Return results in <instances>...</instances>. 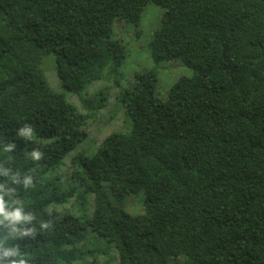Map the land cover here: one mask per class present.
<instances>
[{"label": "trees", "instance_id": "obj_1", "mask_svg": "<svg viewBox=\"0 0 264 264\" xmlns=\"http://www.w3.org/2000/svg\"><path fill=\"white\" fill-rule=\"evenodd\" d=\"M149 2L164 11L153 64L124 91L132 126L72 158L63 174L82 178L78 191L55 172L92 115L42 64L53 55L66 90L81 91L122 63L115 23L140 21ZM172 59L193 73L162 95ZM104 181L117 196L143 190V212L114 204ZM0 195L25 217L0 215V264H264V0H0Z\"/></svg>", "mask_w": 264, "mask_h": 264}, {"label": "rangeland", "instance_id": "obj_2", "mask_svg": "<svg viewBox=\"0 0 264 264\" xmlns=\"http://www.w3.org/2000/svg\"><path fill=\"white\" fill-rule=\"evenodd\" d=\"M163 8L149 2L142 14L140 21L132 22L118 19L114 26V38L120 39L125 44V57L119 66H107L98 70L97 78L87 84L81 91L66 90L57 74L53 55L48 56L43 64L42 71L50 88L64 96L79 110L89 112L92 115L88 127L87 136L79 141L64 157L56 172L64 181H69L77 187L78 191L85 190L81 177L77 181L68 179L63 172L68 170L69 162L77 155H92L97 150L101 140L110 132H126L132 126V117L127 112L124 102L125 88L135 84L136 74L153 64L151 57V40L155 31L159 28ZM193 70L181 59L167 60L161 63L157 92L164 95L171 85L183 75H191ZM57 181H60L59 179ZM102 189L107 197L116 205L121 206L130 214L143 212L145 193L140 190L124 196L113 193L108 181L102 183ZM93 193L85 191V210L83 214L91 215L94 209ZM116 250L109 243L105 244L104 258L113 262L111 257ZM186 256L172 257L171 264H181ZM80 264V263H78ZM90 264V262L86 263Z\"/></svg>", "mask_w": 264, "mask_h": 264}, {"label": "clouds", "instance_id": "obj_3", "mask_svg": "<svg viewBox=\"0 0 264 264\" xmlns=\"http://www.w3.org/2000/svg\"><path fill=\"white\" fill-rule=\"evenodd\" d=\"M36 157L39 158L38 153L36 154ZM0 215L4 216L5 218L14 219V220H21V219L25 218V217L21 216V211L18 208L14 212H7L6 211V205H5V201H4L2 195H0ZM5 255L15 256L16 253H15V251L9 249L8 251L5 252ZM11 264H17V261L13 260L11 262ZM19 264H24V261L23 260L19 261Z\"/></svg>", "mask_w": 264, "mask_h": 264}]
</instances>
